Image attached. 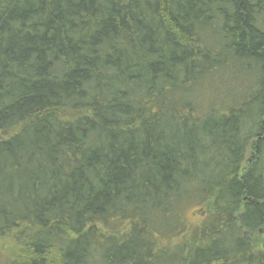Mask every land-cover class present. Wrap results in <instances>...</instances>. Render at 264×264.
I'll use <instances>...</instances> for the list:
<instances>
[{
	"label": "trees",
	"instance_id": "obj_1",
	"mask_svg": "<svg viewBox=\"0 0 264 264\" xmlns=\"http://www.w3.org/2000/svg\"><path fill=\"white\" fill-rule=\"evenodd\" d=\"M261 232L264 0H0V264H264Z\"/></svg>",
	"mask_w": 264,
	"mask_h": 264
},
{
	"label": "rangeland",
	"instance_id": "obj_2",
	"mask_svg": "<svg viewBox=\"0 0 264 264\" xmlns=\"http://www.w3.org/2000/svg\"><path fill=\"white\" fill-rule=\"evenodd\" d=\"M3 136H7V134L2 133ZM202 209H199L198 207L195 206H186L183 210V217L185 221L191 226H197L201 218L203 217ZM253 242L255 244V247L257 249H261L262 246L264 247V234L263 232L258 233L256 236H253ZM1 244V243H0Z\"/></svg>",
	"mask_w": 264,
	"mask_h": 264
}]
</instances>
